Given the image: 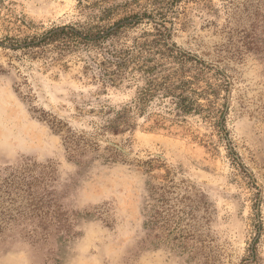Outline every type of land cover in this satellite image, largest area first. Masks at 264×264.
I'll use <instances>...</instances> for the list:
<instances>
[{"label":"rangeland","instance_id":"374dc122","mask_svg":"<svg viewBox=\"0 0 264 264\" xmlns=\"http://www.w3.org/2000/svg\"><path fill=\"white\" fill-rule=\"evenodd\" d=\"M61 27L103 39L3 45ZM0 43V176L50 168L46 220L0 244V264H264V0H0ZM103 50L178 71L211 118L136 117L102 144L126 143L128 162L102 148L72 159L47 119L91 131L99 107L129 105L145 83L134 61L112 81L88 69Z\"/></svg>","mask_w":264,"mask_h":264},{"label":"trees","instance_id":"16d2710c","mask_svg":"<svg viewBox=\"0 0 264 264\" xmlns=\"http://www.w3.org/2000/svg\"><path fill=\"white\" fill-rule=\"evenodd\" d=\"M115 32L111 31L106 36H111ZM98 35L100 34L97 33L95 37ZM88 36H82L81 32L73 29L61 27L48 31L40 37L21 39L6 37L3 45L6 44L20 51L28 52L35 49L45 51L44 49L49 45L57 43L63 48L80 43L99 42L103 39L98 38L92 41L88 39ZM57 46L55 45V48ZM163 46L170 49L166 44ZM33 54L35 56L36 53ZM100 57H102L100 61L91 60L88 69L97 72L106 81H112L111 75L114 70L111 67L121 71L130 61L136 62L133 64L137 71L143 70L142 63H138L139 59L133 56L132 58H121L117 53L103 50L100 52ZM142 74L145 83L138 89L130 104L118 110L105 106L99 107L96 111L97 121L92 123L91 131L75 132L65 127L61 121L47 119L54 131L63 132V142L72 159L88 153H96L102 148L109 154L110 160L128 162L125 151L126 143L102 144L108 140L109 134L117 136L131 131L135 126L136 117H145V122L151 120L149 128L174 126L188 115L206 113V116L211 118L209 108H207L211 102L208 101L205 105L202 101L203 93L195 89L193 83L178 71L162 73L156 65H148ZM215 124L217 128H222L219 119L215 120ZM49 172V166L41 167L36 163L25 162L20 166L7 169L4 175L0 176V244L12 239L15 235L25 240L30 239L36 229L34 227L33 231H26L28 223L36 220V223L41 225L46 220L47 213L43 212V204H41L43 193H39V189H43Z\"/></svg>","mask_w":264,"mask_h":264}]
</instances>
